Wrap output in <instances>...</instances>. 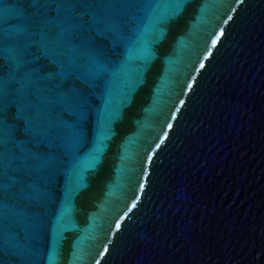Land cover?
<instances>
[{
	"label": "water",
	"instance_id": "95a60500",
	"mask_svg": "<svg viewBox=\"0 0 264 264\" xmlns=\"http://www.w3.org/2000/svg\"><path fill=\"white\" fill-rule=\"evenodd\" d=\"M0 264H264V0H0Z\"/></svg>",
	"mask_w": 264,
	"mask_h": 264
},
{
	"label": "snow or ice",
	"instance_id": "6c2138e0",
	"mask_svg": "<svg viewBox=\"0 0 264 264\" xmlns=\"http://www.w3.org/2000/svg\"><path fill=\"white\" fill-rule=\"evenodd\" d=\"M229 19H231V17H229ZM216 42L215 41H213V44H215ZM117 228H119L120 227V225H117L116 226Z\"/></svg>",
	"mask_w": 264,
	"mask_h": 264
}]
</instances>
